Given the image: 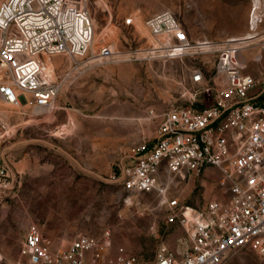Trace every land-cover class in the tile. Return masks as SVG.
Wrapping results in <instances>:
<instances>
[{"label":"built area","instance_id":"built-area-1","mask_svg":"<svg viewBox=\"0 0 264 264\" xmlns=\"http://www.w3.org/2000/svg\"><path fill=\"white\" fill-rule=\"evenodd\" d=\"M90 2L0 0L1 100L34 112L51 110L65 83L89 58L104 63L121 56L112 42L101 40L95 47ZM249 23L257 31L264 24L262 0L252 1ZM135 24L133 15L122 21L125 27ZM144 26L150 45L137 50L135 58L216 56L213 72L196 68L191 75L211 102L196 103V94L189 105L151 110L150 117L157 119L153 137L125 150L111 171L129 198L156 193L166 225L182 228L186 245L173 248L163 241L147 262L126 246L113 251L109 228L57 246L33 223L19 258L1 264H224L241 248L264 255V69L261 76L248 71L249 62L241 59L245 39L193 40L172 10L149 15ZM55 55L71 59L59 74L47 64ZM256 60L262 62L264 52ZM208 169L218 171L226 196L191 205L174 193L182 180L206 175ZM3 185L0 178V190Z\"/></svg>","mask_w":264,"mask_h":264},{"label":"rangeland","instance_id":"rangeland-1","mask_svg":"<svg viewBox=\"0 0 264 264\" xmlns=\"http://www.w3.org/2000/svg\"><path fill=\"white\" fill-rule=\"evenodd\" d=\"M252 1L91 0L95 47L101 40L112 42L121 56L104 63L89 58L65 83L51 110L34 112L0 99V264L19 258L23 236L33 223L57 246L109 228L113 251L126 246L147 262L163 241L186 245L184 230L166 225L156 193L129 198L111 171L125 150L153 137L157 119L150 117L151 110L189 105L196 94V103L211 102L191 75L196 68L213 72L216 56L135 58L151 41L144 19L169 9L191 39L222 41L251 30ZM129 15L136 24L125 27L122 21ZM263 28L251 30L258 33L257 40L241 56L256 76L264 69V60H256L264 52ZM70 63L65 55L47 60L58 74ZM216 174L182 180L174 193L191 205L226 196ZM224 264H264V255L241 248Z\"/></svg>","mask_w":264,"mask_h":264},{"label":"bare ground","instance_id":"bare-ground-1","mask_svg":"<svg viewBox=\"0 0 264 264\" xmlns=\"http://www.w3.org/2000/svg\"><path fill=\"white\" fill-rule=\"evenodd\" d=\"M256 2H257V0H256ZM249 29H251V30H253V31H257L255 28H249ZM251 30H248L245 34H244V36H239L241 39H245V42H246V44L247 45H250V44H253V43H255V41L257 40V36H258V33H254L253 31H251ZM94 42H95V39H94ZM94 45H95V43H94Z\"/></svg>","mask_w":264,"mask_h":264},{"label":"crops","instance_id":"crops-1","mask_svg":"<svg viewBox=\"0 0 264 264\" xmlns=\"http://www.w3.org/2000/svg\"><path fill=\"white\" fill-rule=\"evenodd\" d=\"M263 2H264V0H262ZM264 29V28H263ZM243 60L244 61H248V59H247V57H245L244 56V58H243ZM216 174V173H218V171L217 170H211V169H208L207 171H206V174ZM169 245L171 246V247H173V245L171 244V242H169ZM177 247H179V246H177ZM177 247H173V248H177Z\"/></svg>","mask_w":264,"mask_h":264}]
</instances>
